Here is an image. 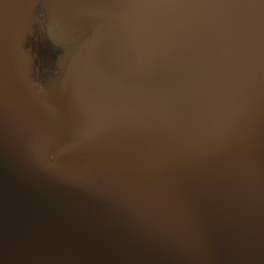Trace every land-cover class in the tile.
I'll return each instance as SVG.
<instances>
[{
	"label": "water",
	"instance_id": "obj_1",
	"mask_svg": "<svg viewBox=\"0 0 264 264\" xmlns=\"http://www.w3.org/2000/svg\"><path fill=\"white\" fill-rule=\"evenodd\" d=\"M0 264H264V0H0Z\"/></svg>",
	"mask_w": 264,
	"mask_h": 264
},
{
	"label": "flooded vegetation",
	"instance_id": "obj_2",
	"mask_svg": "<svg viewBox=\"0 0 264 264\" xmlns=\"http://www.w3.org/2000/svg\"><path fill=\"white\" fill-rule=\"evenodd\" d=\"M36 19L39 28L34 27L33 35L28 38L24 48L32 57L33 77L41 84L48 74L55 71V61L60 48L47 38L40 11L36 13Z\"/></svg>",
	"mask_w": 264,
	"mask_h": 264
}]
</instances>
